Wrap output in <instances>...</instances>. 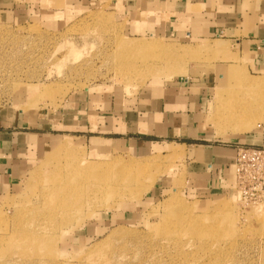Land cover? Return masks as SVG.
<instances>
[{
	"label": "rangeland",
	"instance_id": "1",
	"mask_svg": "<svg viewBox=\"0 0 264 264\" xmlns=\"http://www.w3.org/2000/svg\"><path fill=\"white\" fill-rule=\"evenodd\" d=\"M174 1L0 0V116L50 118L75 96L91 99L94 110L128 111L142 92L205 84L214 89L206 143L234 144L255 131L264 138V74L215 40L134 28V20L161 19L138 13L139 2ZM71 130L0 198V264H264V201L196 188L175 147L146 156L98 152L89 133ZM233 181L231 171L232 188ZM89 187L103 191L93 197Z\"/></svg>",
	"mask_w": 264,
	"mask_h": 264
},
{
	"label": "crops",
	"instance_id": "2",
	"mask_svg": "<svg viewBox=\"0 0 264 264\" xmlns=\"http://www.w3.org/2000/svg\"><path fill=\"white\" fill-rule=\"evenodd\" d=\"M53 1L55 7L69 5L67 0ZM155 4L151 8L148 3L139 2L143 9L138 13H153L161 19L145 24L134 20L135 29L179 40H215L229 48L231 57L244 60L250 72L264 74V0H175L169 7L166 3L156 4L157 8ZM210 90L214 89L203 84L142 92L128 111L94 110L91 99L75 96L50 118L48 113L40 117L23 113L0 116V198L20 185L37 161L51 152V141L67 138L60 132L71 129L89 133V148L98 152L128 148L138 156H146L163 146L180 149L196 188L208 194H231L228 181L236 149L261 147L264 138L255 131L244 136V142L233 139L234 144L218 140L206 143L212 139L203 124ZM151 189L154 196L160 188L154 185Z\"/></svg>",
	"mask_w": 264,
	"mask_h": 264
},
{
	"label": "built area",
	"instance_id": "3",
	"mask_svg": "<svg viewBox=\"0 0 264 264\" xmlns=\"http://www.w3.org/2000/svg\"><path fill=\"white\" fill-rule=\"evenodd\" d=\"M233 188L237 198L256 204L264 201V147H238L233 165Z\"/></svg>",
	"mask_w": 264,
	"mask_h": 264
},
{
	"label": "bare ground",
	"instance_id": "4",
	"mask_svg": "<svg viewBox=\"0 0 264 264\" xmlns=\"http://www.w3.org/2000/svg\"><path fill=\"white\" fill-rule=\"evenodd\" d=\"M218 48H216L215 50H217ZM96 168H98V170H96L95 171V177H96V180L97 181H100V179L102 178V175L100 174L102 171L101 170H103V169H100V167H96ZM135 171H137L138 173H140V172H142V169H140V167H138V168H136L135 169ZM154 180V177H151L150 178V182H152ZM114 188V184H109L105 189H103V187L102 188H91V187H89V193L93 196V197H95L96 196V193L95 192H98V190H112ZM102 190V191H103ZM192 217H189L186 221L187 222H189V223H191L192 222Z\"/></svg>",
	"mask_w": 264,
	"mask_h": 264
}]
</instances>
